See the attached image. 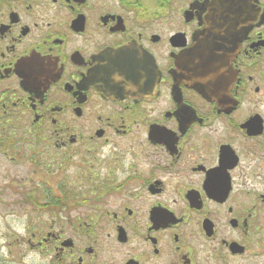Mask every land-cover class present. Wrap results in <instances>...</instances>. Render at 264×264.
I'll return each mask as SVG.
<instances>
[{
  "label": "flooded vegetation",
  "instance_id": "flooded-vegetation-1",
  "mask_svg": "<svg viewBox=\"0 0 264 264\" xmlns=\"http://www.w3.org/2000/svg\"><path fill=\"white\" fill-rule=\"evenodd\" d=\"M212 17L247 34L200 92L184 58ZM20 124L5 158L53 194L28 239L53 262L264 264V0H0V131Z\"/></svg>",
  "mask_w": 264,
  "mask_h": 264
},
{
  "label": "rangeland",
  "instance_id": "rangeland-1",
  "mask_svg": "<svg viewBox=\"0 0 264 264\" xmlns=\"http://www.w3.org/2000/svg\"><path fill=\"white\" fill-rule=\"evenodd\" d=\"M19 131L22 139H31L27 129ZM3 156L0 151V264H57L49 254L33 251L27 243L34 224L43 228L38 225L43 223L46 212L33 206L31 194L46 206L53 194L33 173L26 156L16 163Z\"/></svg>",
  "mask_w": 264,
  "mask_h": 264
}]
</instances>
